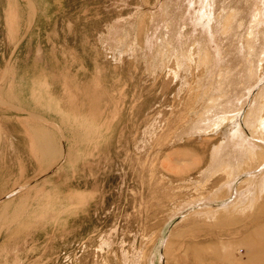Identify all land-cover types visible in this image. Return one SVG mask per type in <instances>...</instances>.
Masks as SVG:
<instances>
[{
	"label": "rangeland",
	"instance_id": "rangeland-1",
	"mask_svg": "<svg viewBox=\"0 0 264 264\" xmlns=\"http://www.w3.org/2000/svg\"><path fill=\"white\" fill-rule=\"evenodd\" d=\"M214 1L0 0V264H264V0L236 67Z\"/></svg>",
	"mask_w": 264,
	"mask_h": 264
},
{
	"label": "bare ground",
	"instance_id": "bare-ground-1",
	"mask_svg": "<svg viewBox=\"0 0 264 264\" xmlns=\"http://www.w3.org/2000/svg\"><path fill=\"white\" fill-rule=\"evenodd\" d=\"M214 1V0H213ZM224 1L225 0H217V2H216V11H215V16L217 17L216 18V21L214 20V25H213V27H214V29L213 30H215V31H217L219 28V25H221V22H222V27H221V34L223 35V36H225V37H229V40H227L229 43H230V47H231V49H230V51L228 52V53H226V55L224 54V60H223V63H224V65H226V67L227 66H231V65H233V66H235V65H237V63L239 62V61H242L243 60V58L244 57H256V53H257V51H256V53L253 55V52H255V50H254V40H255V38L256 37H258V33H260V31L258 32L257 30H255V26H256V24L255 25H253V27L250 29V32L247 34V35H245V30H243L244 29V25H242L241 23H242V21H245L246 22V20H247V17H248V15H247V12H248V9H249V7H250V4H251V2H252V0L250 1H248V3H246V1H244V0H230V2L228 3V4H225L224 3ZM227 1H229V0H227ZM234 1V2H233ZM244 1V2H243ZM177 2V1H176ZM175 2V3H176ZM194 2V1H193ZM205 2V1H204ZM210 2V1H209ZM212 2V1H211ZM215 2V1H214ZM236 3V5H234V4H231V3ZM180 3H183V2H180ZM187 3V2H186ZM189 4V3H188ZM206 4V3H205ZM204 4V5H205ZM211 3H209V5H210ZM181 5V4H180ZM184 6V5H183ZM208 6V5H207ZM252 6V5H251ZM214 7H215V5H214ZM191 8V7H190ZM210 8H213L212 6L210 7ZM237 8H239V9H237ZM251 8V7H250ZM208 9V8H207ZM207 9H205V10H207ZM215 9V8H214ZM241 9H243L244 11H241ZM204 10V9H203ZM202 11V10H201ZM211 10H209V14L211 13L210 12ZM250 11V10H249ZM221 12L223 13V14H221ZM173 13V12H172ZM200 14H201V12H199ZM207 13V14H208ZM198 14V13H197ZM199 14V15H200ZM206 14V15H207ZM194 15V14H193ZM212 15H213V13L212 14H210L209 16H211L212 17ZM258 15V14H257ZM197 16V15H196ZM215 16H213V17H215ZM252 16V15H251ZM250 16V17H251ZM259 16V15H258ZM198 17V16H197ZM212 17V18H213ZM254 17V19H256L257 18V16L256 15H254L253 16ZM190 18V17H189ZM194 18V17H193ZM211 18V19H212ZM205 19V18H204ZM249 19V18H248ZM254 19H252V20H250V21H253ZM197 20V19H196ZM206 20H207V18H206ZM213 20V19H212ZM194 21V20H193ZM207 22V21H206ZM209 22H210V20H209ZM263 23H264V21H262ZM192 23V22H191ZM196 23H198V22H196ZM203 23L204 22H202V25H203ZM213 23V22H212ZM250 23V22H249ZM252 23H250V25H251ZM184 25V24H183ZM198 25V24H197ZM209 25V24H208ZM211 25V24H210ZM246 25V24H245ZM249 25V24H248ZM195 26V25H194ZM201 26V25H200ZM204 26V25H203ZM207 26V25H206ZM216 26H217V28H216ZM202 27V26H201ZM210 27V26H209ZM249 27V26H248ZM247 27V28H248ZM260 27V26H259ZM202 28H204V27H202ZM217 30H216V29ZM261 28V27H260ZM262 28H263V26H262ZM262 28H261V30H262ZM176 29H177V27H176ZM197 29V28H196ZM201 29V28H200ZM245 29H246V27H245ZM249 29V28H248ZM257 29H258V27H257ZM212 30V29H211ZM212 30V31H213ZM259 30V29H258ZM247 31V30H246ZM204 32V31H203ZM203 32H201V33H203ZM177 30H176V34L175 35H177ZM205 33V32H204ZM211 33V32H210ZM210 33H209V35H210ZM215 33V32H214ZM217 33V32H216ZM261 33H263L264 34V32H261ZM174 34V33H173ZM217 34H219V33H217ZM220 35V34H219ZM186 36V35H185ZM203 36H206V35H203ZM203 36H201V37H199V38H202ZM211 36H212V34H211ZM222 36V37H223ZM178 37H182L180 34H178ZM220 37V36H219ZM219 37H217V38H219ZM227 37V38H228ZM174 38H176V37H174ZM182 38H184V37H182ZM204 38V37H203ZM207 38V37H206ZM211 38V37H210ZM181 39V38H180ZM185 39V38H184ZM257 39H259V38H257ZM199 40H202V39H199ZM205 40V39H204ZM207 40H208V38H207ZM219 41H218V43L220 42V39H218ZM178 41H180V40H178ZM181 41H182V39H181ZM203 41V40H202ZM214 41V40H213ZM223 41V40H222ZM222 41H221V43H222ZM199 42V41H198ZM208 41H206V43H207ZM179 43V42H178ZM177 43V44H178ZM205 43V42H204ZM204 44V45H207V44ZM214 43V42H213ZM217 43V44H218ZM221 43H219V44H221ZM227 43V42H226ZM256 43V42H255ZM262 42H260V44H261ZM181 44H182V42H181ZM260 44H258V45H260ZM179 45V44H178ZM215 45V44H214ZM182 45H180L179 47H181ZM210 46V45H209ZM220 46V45H219ZM218 46V47H219ZM261 46H262V44H261ZM261 46H259V47H261ZM177 47V46H176ZM200 47V46H199ZM203 47H205V46H203ZM207 47H208V45H207ZM207 47H205V48H207ZM258 47V46H257ZM209 48V47H208ZM182 49H184V48H182ZM217 49V48H216ZM256 49V48H255ZM258 49V48H257ZM256 49V50H257ZM185 50V49H184ZM209 51H211L210 49H209ZM212 52V51H211ZM215 52V51H214ZM217 52V51H216ZM220 52V51H219ZM201 53V52H200ZM213 53V52H212ZM205 54H207V53H205ZM215 54V53H214ZM209 55H211V54H207V57L209 56ZM217 55V54H216ZM220 55V54H219ZM253 55V56H252ZM204 57H205V55H204ZM215 57V56H214ZM217 57H219V56H217ZM208 59V58H207ZM206 59V60H207ZM249 59V58H248ZM258 60V59H257ZM216 63V62H215ZM240 63V62H239ZM248 64V63H247ZM250 64V63H249ZM236 67V66H235ZM235 67H233V68H235ZM238 67H240V66H238ZM237 67V68H238ZM214 68V67H213ZM231 67H229V69H230ZM236 68V69H237ZM236 69H230V70H232V71H235ZM243 70V69H242ZM237 71V70H236ZM235 71V72H236ZM244 71V70H243ZM224 73H225V71H224ZM232 73V72H231ZM240 73V72H239ZM238 73V74H239ZM244 72H242V74H243ZM236 74V73H235ZM238 74H236V75H238ZM226 75H227V72H226ZM229 75V74H228ZM227 75V76H228ZM230 76V75H229ZM234 77H235V75H233ZM232 76V77H233ZM242 76V75H241ZM240 76V77H241ZM233 77V78H234ZM223 78H224V76H223ZM226 78H228V77H226ZM225 78V79H226ZM224 79V80H225ZM237 79V78H236ZM235 79V80H236ZM240 79V78H239ZM231 80V79H230ZM227 81V80H226ZM233 81H234V79H233ZM238 81V80H237ZM222 83L224 82V81H221ZM228 82H229V80H228ZM233 83V82H232ZM228 84V83H227ZM226 84V85H227ZM229 84H231V83H229ZM234 85H232L231 87H233ZM228 87V86H227ZM230 87V88H231ZM225 90H226V87L224 88ZM223 90V89H222ZM223 92H224V90H223ZM226 92H227V90H226ZM235 92V91H234ZM233 92V93H234ZM231 98V97H230ZM233 98V97H232ZM238 98H239V96H234V98L231 100V105L232 106H237L238 104H239V102H238ZM240 99V98H239ZM234 110H235V108H233ZM228 110V109H227ZM238 110V109H237ZM222 112H226V110L225 109H223L222 110ZM238 145V144H237ZM246 147L243 149V152H240V154H242V155H239L240 157H242L241 158V160H243V162H244V160H245V158L244 157H246V159H251L252 158V156H253V153H254V151H253V149L251 148V147H249L247 144L245 145ZM238 148V147H237ZM238 150V149H237ZM257 156V155H256ZM255 159V158H254ZM253 158H252V161L254 160ZM221 160H223V159H221ZM225 161V160H224ZM225 164V163H224ZM230 164V163H229ZM240 165H241V163H239ZM239 164H238V166H239ZM227 165V164H226ZM231 165V164H230ZM234 165V164H233ZM229 166V165H228ZM236 166V165H235ZM226 169H227V167H225ZM224 168V169H225ZM229 168V167H228ZM231 168H233V166L231 167ZM225 169V170H226ZM234 174V173H233ZM238 174V173H237ZM250 193V192H249Z\"/></svg>",
	"mask_w": 264,
	"mask_h": 264
}]
</instances>
